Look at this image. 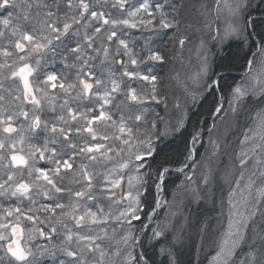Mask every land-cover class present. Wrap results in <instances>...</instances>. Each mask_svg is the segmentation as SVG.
Returning <instances> with one entry per match:
<instances>
[{
    "label": "snow or ice",
    "instance_id": "snow-or-ice-1",
    "mask_svg": "<svg viewBox=\"0 0 264 264\" xmlns=\"http://www.w3.org/2000/svg\"><path fill=\"white\" fill-rule=\"evenodd\" d=\"M224 6L226 26L211 39L247 42V0ZM167 7H173L171 19ZM215 11L218 20L220 0ZM178 28V11L168 0H0V264H41L44 256L54 264H149L142 253L133 255V221L141 219L145 194L153 185L162 194L173 171L171 160L157 161L153 140L160 138L157 122L167 124L155 109L163 105L167 112L158 68L168 61L147 41L137 51L132 37L140 32L159 39ZM258 35L259 68L249 60L247 75L232 87V113L250 95L264 99V33ZM198 55L199 90H217L219 79L212 77L220 74L210 71L204 42ZM57 63L76 69L75 75L70 79ZM173 108L182 111L179 101ZM46 111L60 114L42 118ZM215 112H224L222 103ZM254 123L238 141L227 181L221 264H237L245 245L239 264H264V237L257 246L249 235L254 218L264 216V111ZM177 163L174 170L186 173L197 163L194 152ZM209 179L202 176L205 185ZM161 203L157 199L156 207ZM121 232L127 234L116 241ZM153 234L163 236L157 229Z\"/></svg>",
    "mask_w": 264,
    "mask_h": 264
},
{
    "label": "trees",
    "instance_id": "trees-1",
    "mask_svg": "<svg viewBox=\"0 0 264 264\" xmlns=\"http://www.w3.org/2000/svg\"><path fill=\"white\" fill-rule=\"evenodd\" d=\"M246 16L250 17L252 22L248 29L252 35L249 36L247 42L243 39L229 42L225 48L216 51L211 61L210 71L220 74L219 77H212L213 79H219L217 90L205 89V93L200 100L188 110L184 125L170 137L162 138L160 136V138L154 140L158 152L157 161L167 158L173 162L171 164L173 171L166 177L163 185L164 190L161 194L166 198H169L182 183L185 173L177 172L174 169L180 167V163L177 162L185 160L189 150L192 149L193 137L197 133H199L197 137L200 136L201 139L195 160L198 163L203 162L207 156L206 144L211 134L214 133L215 126L221 117L220 114L223 113H216L215 108L221 103L225 107L224 102L229 100L232 87L239 83L247 73L248 61H253L254 54L257 53V49L260 47V36L258 34L264 33V0L251 3L246 10ZM136 38V50L139 51L141 47H144V44L140 36ZM167 41H172L169 34L165 36L163 41H158L159 44L163 43V47L162 44L158 46L162 47L160 50L167 52L166 49L168 48L164 47H167ZM68 63H71V61ZM97 65H99V62H97ZM68 70L70 71V69ZM73 70L75 69H71V71ZM66 72L68 71L66 70ZM221 96L224 97L223 101H221ZM251 100L244 104V108L249 109L248 114L264 105V99H261V97L254 101ZM246 115L243 112L238 115L236 132L232 131L226 135L225 148L220 158L217 159L218 164L210 172L209 183L201 186L198 200L186 206L189 216L180 234L176 236L175 231L168 230L163 236L154 237L153 229L161 231L155 226H148L143 231L145 219L155 210L156 200L158 199L154 185L145 194L142 205L143 211L140 214L141 219L138 220L137 231L139 235L137 237L139 243L136 246H138L139 252L137 251V256L142 253L149 264H204L207 258L214 253L215 241L224 228L227 217L228 204L226 200L223 201L222 195L229 190L227 181L231 177V170H234L233 156L237 153L234 137L235 135L240 137V134L245 132V123L246 126L249 124L247 121L250 120L251 116ZM188 172H191V167L187 169L186 173L188 174ZM149 183H152V181H149ZM260 235L264 236V230ZM162 249L164 251H161Z\"/></svg>",
    "mask_w": 264,
    "mask_h": 264
},
{
    "label": "rangeland",
    "instance_id": "rangeland-1",
    "mask_svg": "<svg viewBox=\"0 0 264 264\" xmlns=\"http://www.w3.org/2000/svg\"><path fill=\"white\" fill-rule=\"evenodd\" d=\"M257 0H247L248 6L251 3ZM135 3V0H132ZM163 2V0H161ZM226 0H220V16L217 20L216 18V0H168V4L174 6L175 9L178 11V19H179V28L175 30H168L169 37H177V39H172V41H167V47L164 46L167 52L162 51L164 55H166L167 63L164 64L162 67L158 68L159 75L162 79V91L166 93L169 104L167 108V112L164 110V106L161 105L160 107L156 108L155 111L159 113L160 116L164 117L167 121V124L157 122L158 127L156 132L158 136L162 138L170 137L176 130L180 129L186 119V114L190 107L195 105L197 101L200 100L201 96L205 93L204 90H199V85L195 81L196 74L199 70L201 58L198 55L201 43L204 42L206 44L208 50V57L210 61L214 58L216 51H219L225 46L234 40H240L242 38L233 37L230 38L225 44L220 45L217 44L215 41L211 39L213 35H215V30L217 28L223 29L226 26V21L228 19V12L227 8L224 6ZM248 8V7H247ZM244 10V15L246 16V10ZM165 11L168 12L169 19L172 18L173 14V7L165 8ZM210 26V27H209ZM141 37V41L145 45V41L148 42V46L154 49H161L163 47H158V41H163L165 36L161 38H157L155 36H150L148 33H144L141 36V33L136 32L132 39L137 41L136 37ZM185 39V44L181 47L179 44V39ZM158 43V45H157ZM261 57L259 54L254 56V63L253 69L254 71L258 70L259 63ZM57 68L60 71L64 72L65 75H68L71 79L75 75V70L70 71L64 68L57 63ZM211 68V67H210ZM100 65H97V70L99 71ZM107 73L105 72V75ZM247 75V73L243 76V78ZM242 78V79H243ZM241 79V81H242ZM240 81V82H241ZM51 92V89H49ZM193 96L195 99L193 100ZM259 95H250L246 97L244 102L238 107L236 113H232L229 111V103L228 100L224 102V112L221 115L220 119L218 120V124L215 126L214 133L211 134V137L206 144L207 156L203 160V162H197L194 167H191V172L185 173V176L182 178V183L179 187H177L174 193L169 197L166 198L161 194L158 195V199L162 201L160 207H155V211H152L150 214L152 216L151 220L147 218L145 219V225L143 231H145L148 226H155L156 228L163 231V234L167 233L168 230L175 231V235L181 233L184 228L185 221L187 220L188 209H186L187 205H191L193 202L197 201L199 191L201 186L204 184L202 180V176L204 175H211V171L214 169L213 167L218 164V160L221 156V153L226 145V135L230 132L235 131L237 117L242 112L250 116L249 124L245 123V132H247L250 128L255 127V120L256 114L258 112L264 111V105L259 109H256L253 113L248 114V108H244V104L251 100L254 101L258 99ZM179 101L182 105V111L174 110L173 104ZM247 108V109H246ZM60 114L57 111L55 114L51 111H46L45 115L42 118L51 119L54 115ZM246 115V116H247ZM155 118L154 116H150L149 119ZM236 132V131H235ZM235 135L234 142L237 145V153L240 151V145L238 143L239 140L243 139L242 133ZM156 136L153 137V140H157ZM200 136L196 138L195 142H192V151L194 152V159L197 155L198 146L200 144ZM32 143H36V141H32ZM59 150V148H58ZM191 163V161H189ZM39 166L41 167H49L51 165H46L45 162H40ZM199 166V167H197ZM213 168V169H212ZM234 170H231V173ZM130 175H135V173H131ZM186 176L191 177V180L186 179ZM127 185H125V188ZM156 190V188H155ZM222 195L223 201H228V192ZM192 202V203H191ZM191 203V204H190ZM227 217L225 219L224 228L220 231L218 239L215 241V250L214 253L207 258V261L204 264H221L220 258L217 256V253L220 251V243L227 232L228 228V205H227ZM141 214V213H140ZM254 223L252 224V231L249 233L252 240H255L257 246L260 244V238L264 237L260 235V233L264 230V216L257 215L254 218ZM257 222V223H256ZM133 225L135 226V232L133 233L136 237L139 235L137 231L138 228V221H133ZM30 226V225H29ZM119 228V226H117ZM137 231V232H136ZM127 232H121L116 237V241H119L121 237L126 235ZM116 241H113L115 245ZM41 244L44 242L42 240L37 241ZM59 243V241H55ZM139 243V238H138ZM138 243L136 245H138ZM120 248L123 249L124 245L121 244ZM247 246H243L241 249L237 250V255L234 259L239 264V261L244 259V253L247 251ZM137 251L139 252L138 246H135L133 250V255L137 256ZM3 253L0 252V255ZM6 259V258H5ZM41 264H54V258L52 256H44L40 258Z\"/></svg>",
    "mask_w": 264,
    "mask_h": 264
}]
</instances>
